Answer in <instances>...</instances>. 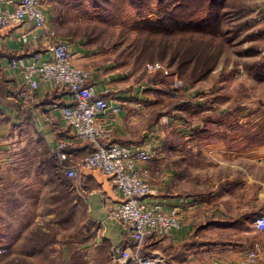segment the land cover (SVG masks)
<instances>
[{
  "label": "rangeland",
  "instance_id": "374dc122",
  "mask_svg": "<svg viewBox=\"0 0 264 264\" xmlns=\"http://www.w3.org/2000/svg\"><path fill=\"white\" fill-rule=\"evenodd\" d=\"M180 1L42 0V3L51 16L52 29L82 51L77 59L80 57L86 63L81 64L83 68L93 70L98 77H109L113 87L124 85L127 91L136 88L146 94L152 110L149 129L169 116L167 126L159 125L164 131L160 140L164 141V147H176L173 156L182 158L191 174L196 175L189 185L191 195L211 198L208 210L204 211L211 214L198 224L197 243L204 246L194 250L202 253L203 261L208 263L213 259L228 260L256 239L253 217L249 214L254 207L256 210L259 202L255 198L264 190V151H259L264 149V0H216L220 5L215 15L217 26L205 32L169 28L167 23ZM183 59L188 62L182 65ZM150 63H161L170 76L164 78L160 71L149 73L146 66ZM208 65L210 68L203 70ZM174 79L182 82L179 89L173 86ZM18 131L20 136L12 143L15 148L38 147L41 153L20 155L19 165L13 169L18 172L6 171L0 176L1 244L5 243L3 239L9 229L18 232L27 224L25 217L18 216L19 212L16 216L8 214L14 210L9 209L5 200L11 194L7 175L17 179L19 173L27 174L26 169H30L29 178L39 179L46 171L45 174L53 173L54 180L66 186L67 174L56 166L53 151L50 156L45 141L36 135L33 119ZM217 144L231 147L236 153L243 148L256 153L241 159L242 170L235 171L214 160L217 155L211 151ZM239 156L243 158L242 154ZM81 160L77 158L74 162L80 164ZM249 166L256 179L245 181L244 173ZM235 184L236 193L228 192ZM32 188L33 192L35 187ZM69 196L62 190L58 195L48 196V200L59 199V209L55 217L38 220L42 226L58 229L63 239L77 226L68 217L63 202ZM261 197L264 200V195ZM235 207L245 213L228 216L227 211ZM33 237L37 235H32L31 243ZM0 264H20V261L10 258L7 249L0 253ZM55 264H63V260Z\"/></svg>",
  "mask_w": 264,
  "mask_h": 264
},
{
  "label": "crops",
  "instance_id": "0c3cea01",
  "mask_svg": "<svg viewBox=\"0 0 264 264\" xmlns=\"http://www.w3.org/2000/svg\"><path fill=\"white\" fill-rule=\"evenodd\" d=\"M12 1L14 2L9 5L10 8L16 4V0ZM50 18L48 13V19ZM29 29H32V25L26 23L22 27L0 31V176L6 171L16 174L18 171L13 169L17 168L23 154L27 156L29 153H41L38 147L17 149L12 144L20 136L18 129H22L29 119H33L36 135L45 141L50 156L57 143L64 140L68 143L67 153L75 161L81 158L83 162L92 151L88 143L71 139L69 130L62 120L60 108H52V104H64L68 100L66 92H59L51 83H47L38 89L34 103L23 105L18 99L22 75L19 68L12 65L10 60L24 55L27 51L45 49L48 42L43 38L38 44L22 43L20 34ZM73 49L74 63L82 67L81 64L86 63L80 60V57L77 59V56L79 52L80 55L83 53L75 47ZM45 54L49 56V52ZM110 81L109 77H98L92 70L89 84L95 93L105 96L112 106H122L118 114L102 115L100 123L111 130L112 140L116 143L130 147L158 143L157 157L145 164L150 172L152 184L160 191L158 199L163 202L167 210L175 205L185 206L181 213V227L165 240L148 244L152 246L155 243L154 249L164 252L172 264H213L216 259L208 263L204 262V255L194 251L199 249L198 246L202 244L204 246V243L199 245L197 243L200 229L198 224L205 221L206 216L211 214L204 212L208 210L206 208L209 207L211 198L208 196L198 198L196 195H191L193 191L190 190L192 186L189 185L193 181L191 178H195L196 175L191 174L192 171L182 158L176 159L173 156L176 147H164V141L160 140L164 131L159 124L152 125L149 129L152 110L150 111L146 94L136 88L127 91L123 88L124 85L113 87ZM259 151L262 152L264 149L259 148ZM211 152L217 155V159L214 160L219 165L223 164L228 169L241 171L240 160H246V156H250L254 151L251 148H243L236 153L231 147L225 148L217 144ZM203 153L206 155L204 150ZM241 154L243 158L239 156ZM20 155L22 156L19 157ZM248 169L249 171L246 170L244 173L245 181L246 179L255 180L251 166ZM27 171L24 175L19 173L20 178L17 179L13 178V175L5 177L6 180L9 179L11 187V194L6 196L5 200L9 209L14 210V213L10 211L8 214L16 216L19 212L18 216L27 219L26 226L19 228L18 232L9 229L7 236L3 239L5 241L3 245L8 249L10 258L19 260L20 264H55L61 259L63 264H123L117 261L116 249L133 245V240L126 234L122 223L108 216L109 209L121 200V194L115 190L111 180L104 173L97 170H85L84 174H80L76 180L64 183L66 185L64 187L57 179L54 180L53 173L49 175L43 171L44 177L31 179L29 178L31 174ZM32 187H35V195H33ZM236 188H238L237 185L228 192L236 193ZM60 190L70 195L63 202H66L68 217L73 218V222L77 223V226L71 228L64 239L58 229L42 226V223L38 222L40 218L48 219L56 216L59 199L52 197L48 200L47 197L58 195ZM262 191L259 195L256 194L255 201L259 202L256 210L254 207V211L249 214L253 217V221L257 216L264 214V200L261 197L264 195V190ZM211 194L213 196L216 192L210 193V196ZM55 202L57 204L53 206ZM244 213L245 211L242 213V209L236 207L227 211L228 216L235 217ZM52 225L51 227H54ZM252 228L256 235L253 242L259 241L264 244V233L256 231L253 225ZM32 235L37 237H33L31 243ZM202 248L201 246L200 249ZM243 250L241 249L232 258L223 260L234 263L239 260ZM206 257H208L207 254Z\"/></svg>",
  "mask_w": 264,
  "mask_h": 264
},
{
  "label": "built area",
  "instance_id": "2783aa9c",
  "mask_svg": "<svg viewBox=\"0 0 264 264\" xmlns=\"http://www.w3.org/2000/svg\"><path fill=\"white\" fill-rule=\"evenodd\" d=\"M13 2L0 0V31L30 23L32 29L20 34L22 43L38 44L43 38L48 40L45 49L33 50L10 60L22 75L18 99L23 105L34 103L38 89L47 83L68 94L64 104L54 103L52 108H60L71 139L90 143L93 150L83 162L76 164L67 153V141H59L53 150L58 167L73 180L85 170L101 171L121 194V200L109 209L108 216L122 223L133 245L117 248V261L123 264H167L165 253L158 249L144 253L149 239L161 242L181 227V213L185 207L175 205L167 210L158 199L160 191L152 184L145 164L157 157L159 144L130 147L114 142L111 130L99 120L108 113L118 114L122 106H112L105 96L95 93L89 84L92 72L75 65L73 46L52 29L42 0H16L15 6L10 8ZM146 68L151 74L160 71L164 78L170 76V71L161 63H150ZM173 86L179 89L182 82L174 79ZM168 124L169 116H165L159 125ZM150 199L153 201L149 202ZM253 227L264 233V214L254 219ZM6 251L0 242V253ZM213 264H264V244L253 242L234 263L216 259Z\"/></svg>",
  "mask_w": 264,
  "mask_h": 264
},
{
  "label": "trees",
  "instance_id": "16d2710c",
  "mask_svg": "<svg viewBox=\"0 0 264 264\" xmlns=\"http://www.w3.org/2000/svg\"><path fill=\"white\" fill-rule=\"evenodd\" d=\"M219 6H220L219 2H217L216 0H181L177 4L175 9L173 10L171 14V21H169L167 25L169 26V28L173 27L171 30H178V29L185 30L186 28L189 31L190 30H197V31H204V32L211 31V30L213 31V29L216 28L217 26L215 24L216 22L215 15H216V10L219 8ZM31 52L32 51H27L24 55H27ZM190 61L191 60H189V62ZM187 62L188 61L186 59H183V62L181 63L183 65V64H186ZM198 67H199L198 65L195 67L196 70H198ZM208 68H210L209 65L203 70L207 71ZM88 146L90 147V149L93 150L92 144L88 143ZM56 163H57V166H59L58 162ZM67 178H68L67 176L64 177V180L66 181V183L73 181V179L71 178L67 179ZM153 242H156V240L149 239L147 241V247L144 252L145 254L155 248L154 247L155 243L152 246L149 245ZM167 264H172V262L168 259V257H167Z\"/></svg>",
  "mask_w": 264,
  "mask_h": 264
}]
</instances>
